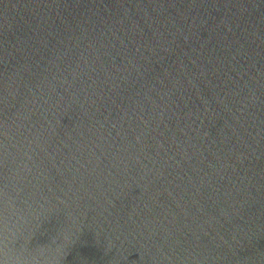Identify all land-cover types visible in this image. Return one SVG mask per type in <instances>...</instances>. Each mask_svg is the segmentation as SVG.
Returning a JSON list of instances; mask_svg holds the SVG:
<instances>
[{
    "label": "water",
    "instance_id": "95a60500",
    "mask_svg": "<svg viewBox=\"0 0 264 264\" xmlns=\"http://www.w3.org/2000/svg\"><path fill=\"white\" fill-rule=\"evenodd\" d=\"M0 264H264V0H0Z\"/></svg>",
    "mask_w": 264,
    "mask_h": 264
}]
</instances>
